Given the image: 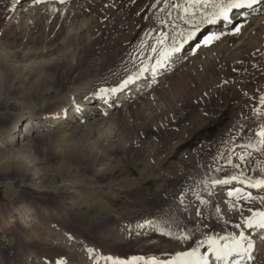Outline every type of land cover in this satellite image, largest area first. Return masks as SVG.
<instances>
[{"label":"rangeland","instance_id":"obj_1","mask_svg":"<svg viewBox=\"0 0 264 264\" xmlns=\"http://www.w3.org/2000/svg\"><path fill=\"white\" fill-rule=\"evenodd\" d=\"M10 1L0 0L3 18ZM155 1H114L103 16V26L94 28L95 44L74 52L70 67H47L45 78L31 86L21 71L16 76L5 74L0 80V141L7 140L11 123L20 115L27 120L36 115L51 117L65 103L77 107L86 93H98L133 75L199 21L184 11L191 0H162L153 10ZM173 16L179 22L181 17L191 19L169 26ZM204 30L206 27L198 31L200 37L181 46L191 47L204 36ZM243 58L240 66L219 59L202 61L200 66L185 62L162 79L158 108H148L141 115L114 113V127L116 131L120 128L121 136L112 138L111 148H102L99 154L91 153L97 137L83 129L75 139L84 143L91 137L84 151L80 146L75 151L61 147L60 140L69 135L60 126L47 138L49 144L44 138L31 147L30 159L35 163L30 170L35 179L17 167L22 158L0 164V264H26V250L48 260L60 255L54 248L23 241L25 232L19 220L11 222L8 216L19 205L36 216L43 210L49 212L68 241L78 240L99 256L144 258L135 264H146L152 257L167 261L198 245L203 254L210 235L239 231L249 235V230L234 226L251 215L249 208L264 211V204L259 199L254 203L241 200L236 202L238 210H231L228 192L218 193L225 185L211 184L240 172L256 178L264 168V145L256 135L264 127V110H259L264 97V50ZM80 85L85 87L83 92L64 101V95ZM120 142L123 149H112ZM241 155H245L244 161L239 159ZM66 183L76 185L71 188ZM24 184H32L36 190ZM197 194L208 203L201 204ZM185 235L189 237L186 241L176 238ZM255 264H264V242Z\"/></svg>","mask_w":264,"mask_h":264},{"label":"bare ground","instance_id":"obj_2","mask_svg":"<svg viewBox=\"0 0 264 264\" xmlns=\"http://www.w3.org/2000/svg\"><path fill=\"white\" fill-rule=\"evenodd\" d=\"M114 1L116 0H64V2L61 0H44V2L35 3V0H11L6 17H1L2 12L0 11V80L5 74L14 75L17 71H21L31 86L41 78H45L46 68L53 64H64L70 67L74 52L88 49L95 44L94 28L103 26V16L111 8ZM160 1L162 0H156L152 3L153 10ZM253 7L256 9L255 11L249 8L233 10L229 13L230 23L221 20L215 24L203 23L196 7L194 5L189 7V12L192 15L195 13L194 16L199 21L195 23V20L192 29H188L179 38L168 44L167 51H171L173 47L178 48L179 51L173 52L164 62L163 67H157L153 71L158 56L156 59L143 64L136 73L129 76L132 77V82L115 94L99 96L94 93L88 96L89 93H86L84 98L82 97L78 102L80 104L77 107L65 103L48 118L36 115L27 120L25 115L18 116L10 125L7 140L0 141V164L19 161L18 159L22 158L17 167L24 173L31 175V179H35L36 174L30 170L35 163V160L30 159L31 147L39 139L50 138L55 133L54 129L60 126L69 135L67 140H60V146L63 148L75 151V149L79 150L77 147L80 146L81 151H84L86 142L91 137H88L84 143L83 139H75L80 129L85 130V133L94 134L98 141L102 140L100 145L96 139V143L95 141L92 142L91 153L98 152L99 154L100 149L111 148L108 143H111L112 138H117L120 134L118 133L120 128L116 131L114 127L116 122L114 113L119 110L121 114L125 113L126 115L135 112L140 114L148 108L157 107L158 98L161 97L160 89L161 86L163 87L162 79L167 75H173L185 62L200 64L203 61L206 64L209 60L219 59L240 66L241 58L247 59L254 53L262 52L264 50V5H254ZM188 19H191L190 16L181 17V22L184 24V21L186 22ZM171 20L172 23L169 26H175L174 24L179 26L181 23L175 16ZM237 26L240 27L239 33H235ZM203 27H206V30L203 31L204 36L188 49H184L185 47H182L181 44L188 40V34L195 30L197 33L193 39L195 40L201 36L198 31ZM214 35H218L219 39H213L208 44L204 43L206 37ZM123 81L106 88L118 87ZM83 89L85 87L82 85L72 87L67 95H64L67 96L64 101H68L70 97H76L83 92ZM262 104L259 110H264V103ZM259 106L261 105L259 104ZM157 108H152V110L158 111ZM141 121L143 123L144 120ZM3 148L5 151H1ZM115 148L123 149L124 145L120 142L112 146V149ZM71 151L68 152L72 154ZM24 185L36 190L32 184ZM66 185L72 188L76 184L66 183ZM224 185V187L220 186L219 194L228 192L233 187L247 188L238 180ZM250 190L257 193L255 189ZM32 211L24 205H19L11 208L8 216L12 219L11 222L19 220L25 232V234H21L24 242L36 243L40 248H54L60 252V255L53 256L51 260H48L26 250L24 256L26 264H56L57 260H61L63 264H112V261L106 259L105 256H99L82 247L80 241H68L65 237L66 232L53 222L49 212L43 210V212L40 211V216H36L32 214ZM53 230L55 234H51ZM248 234L259 249L264 242V239L261 238L264 237V232L256 229L250 233L248 231ZM209 264H214V261Z\"/></svg>","mask_w":264,"mask_h":264},{"label":"snow or ice","instance_id":"obj_3","mask_svg":"<svg viewBox=\"0 0 264 264\" xmlns=\"http://www.w3.org/2000/svg\"><path fill=\"white\" fill-rule=\"evenodd\" d=\"M44 0H35V3H41ZM64 2V0H61ZM196 7V10L200 12L202 22L208 24H215L218 21H224L225 23H230L229 13L233 10H239L243 8L254 9V5H264V0H191L189 5L184 6V11L187 13L189 7ZM195 13H193L194 17ZM188 22V21H186ZM198 30V26H197ZM240 27H235V33H239ZM196 37V31H192L188 34L187 39L192 40ZM213 39H219L218 35L206 37L204 40L205 44L210 43ZM155 51V49H153ZM179 51L178 48L173 47L171 51H161L159 58L156 61V65L153 66V71L157 67H163L164 62L172 55L173 52ZM132 82V77H129L127 80H124L118 87L115 88H101L99 89L96 95L106 96L107 94H115L119 92L122 88L126 87L129 83ZM261 102L264 103V97L261 98ZM79 110V109H78ZM256 135L260 138L258 143L264 145V127H262ZM245 147H254L247 145ZM254 150H262L254 148ZM251 155V153H247ZM241 161L245 160V155L239 157ZM231 163V161H229ZM234 167H239L234 165ZM243 177V179H241ZM239 181L241 184L246 185L248 189L257 190V194L254 195L252 191H244L241 188L233 187L227 193L229 200V207L231 210H238V201H246L249 203H254L257 199L264 204V168L261 169V175L256 178L244 176L243 172H240L238 175H232L229 179L219 180L214 179L211 181L213 186L215 185H224L229 184L231 181ZM209 196L212 195V192L209 191ZM234 198V200L232 199ZM197 199L201 204H207L208 201L201 198L197 194ZM220 211V209H217ZM248 211L251 213L250 216L243 217L242 223L237 224L234 227L240 229L249 230V233L252 230L259 229L261 232H264V211L253 210L249 208ZM197 215H200V211H197ZM150 223V222H146ZM142 227V226H141ZM165 235H171V233H163ZM259 234V233H258ZM180 240H187L188 236L176 237ZM264 239V237H261ZM71 239V237H69ZM207 251L203 254L199 251V245L196 248H193L189 251H180L175 253L171 259L167 261L159 260L156 257L149 258L146 264H209L210 260L214 261V264H255L258 248L254 244L253 239L249 238V235H246L245 231H239L238 233H228L223 236L210 235L206 238ZM89 252L92 249L88 250ZM106 259L111 260L112 264H135L136 261L144 259L143 257H132L128 260H121L119 258L106 257ZM56 264H63L61 260H57Z\"/></svg>","mask_w":264,"mask_h":264}]
</instances>
